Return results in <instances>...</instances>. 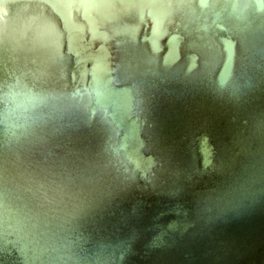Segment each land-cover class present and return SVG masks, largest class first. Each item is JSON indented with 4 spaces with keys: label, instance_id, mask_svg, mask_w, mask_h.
<instances>
[{
    "label": "water",
    "instance_id": "1",
    "mask_svg": "<svg viewBox=\"0 0 264 264\" xmlns=\"http://www.w3.org/2000/svg\"><path fill=\"white\" fill-rule=\"evenodd\" d=\"M0 264H264V0H0Z\"/></svg>",
    "mask_w": 264,
    "mask_h": 264
}]
</instances>
